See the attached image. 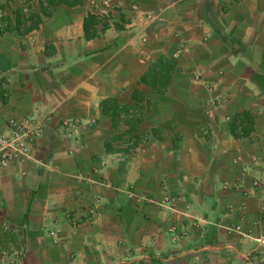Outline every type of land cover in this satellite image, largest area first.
I'll return each instance as SVG.
<instances>
[{
    "label": "crops",
    "instance_id": "1",
    "mask_svg": "<svg viewBox=\"0 0 264 264\" xmlns=\"http://www.w3.org/2000/svg\"><path fill=\"white\" fill-rule=\"evenodd\" d=\"M113 3L87 39L88 0H0V133L46 118L36 161L0 166V264H264V0ZM161 56L164 93L141 80ZM105 99L142 107L130 152Z\"/></svg>",
    "mask_w": 264,
    "mask_h": 264
},
{
    "label": "trees",
    "instance_id": "2",
    "mask_svg": "<svg viewBox=\"0 0 264 264\" xmlns=\"http://www.w3.org/2000/svg\"><path fill=\"white\" fill-rule=\"evenodd\" d=\"M83 0H40L41 11L44 15L50 14V7L60 3L68 5L81 4ZM46 3V4H45ZM24 17L25 21H30L29 29H33L41 22V16L37 13H25L23 10L18 13ZM100 22L97 16L91 12L88 13L85 19V35L87 39L94 38L98 35L95 28ZM9 26V24H7ZM1 28V25H0ZM175 65V60L166 56L158 58L149 68L148 72L141 78L142 82L150 84L159 92L164 93L169 84L172 69ZM137 94V90L135 91ZM142 107H132L121 105L115 99H105L101 103V109L104 113L110 115L114 122V127L118 131V135L106 142V148L114 152H130L140 143L147 139V134L139 132V127L142 121ZM243 116H238L230 124V130L235 137L248 136L253 130L254 118L244 112ZM155 136H159L157 130H153Z\"/></svg>",
    "mask_w": 264,
    "mask_h": 264
},
{
    "label": "built area",
    "instance_id": "3",
    "mask_svg": "<svg viewBox=\"0 0 264 264\" xmlns=\"http://www.w3.org/2000/svg\"><path fill=\"white\" fill-rule=\"evenodd\" d=\"M89 1L90 12L95 14L100 21H107L111 17L114 6L113 0ZM23 11L29 13V6H25ZM45 121L46 118L42 119L41 116L9 121L8 131L0 133V166L2 168H7L16 163L36 161L33 153V142L43 135ZM65 124L70 133L79 132L80 123L78 120L70 119ZM166 200L170 201L169 198ZM3 259L7 262V255H4ZM13 264L17 263L14 262Z\"/></svg>",
    "mask_w": 264,
    "mask_h": 264
},
{
    "label": "rangeland",
    "instance_id": "4",
    "mask_svg": "<svg viewBox=\"0 0 264 264\" xmlns=\"http://www.w3.org/2000/svg\"><path fill=\"white\" fill-rule=\"evenodd\" d=\"M89 1V0H88ZM89 10H90V1H89Z\"/></svg>",
    "mask_w": 264,
    "mask_h": 264
}]
</instances>
